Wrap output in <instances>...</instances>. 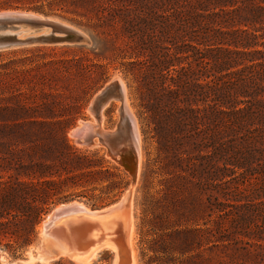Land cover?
Instances as JSON below:
<instances>
[{"label":"trees","instance_id":"1","mask_svg":"<svg viewBox=\"0 0 264 264\" xmlns=\"http://www.w3.org/2000/svg\"><path fill=\"white\" fill-rule=\"evenodd\" d=\"M7 9L95 18L93 29L130 40L137 61L126 63L127 72L143 67L159 149L198 180L218 217L204 230L196 224L176 231L174 248L184 255L205 235L208 245L227 242L228 221L242 235L245 256L264 249V0H0V10ZM75 62L94 72L81 58ZM62 115L28 102L0 106V239L31 244L52 206L86 197L102 175H116L101 169L98 153L70 144L73 124L58 120Z\"/></svg>","mask_w":264,"mask_h":264},{"label":"rangeland","instance_id":"2","mask_svg":"<svg viewBox=\"0 0 264 264\" xmlns=\"http://www.w3.org/2000/svg\"><path fill=\"white\" fill-rule=\"evenodd\" d=\"M44 16L75 27L88 41L82 44H34L0 51V106L28 102L30 106L47 105L56 114H64L63 118L58 120L66 119V123L73 124L67 131L70 144L82 152L98 153L94 160L97 162L99 158L104 159V165L101 167L103 171L108 170L117 175L114 170L117 168L122 176L119 178L116 175L104 174L98 178L100 180L95 185L86 190V197L69 198L66 202L52 206L49 212L42 216L35 234L30 236L31 244L23 247L24 238L19 239L18 243L0 239V264H46L37 261L36 256L43 246L44 227L41 225L53 209L68 203L82 204L90 211L103 209L119 203L131 187H134L132 216L135 264H192L188 261L189 258L197 255L199 258L195 264H264L263 248L256 251L253 249L252 256L243 254L245 245L239 242L242 235H238L228 221L224 223L227 242L214 241V244L208 245V236L205 235L206 240L202 242L201 247H196L195 251H188L183 255L174 248L179 242L172 236L176 231L193 230L196 224L204 230L205 227L213 225L218 217L210 211L208 194L199 189L198 180L168 163L169 157L159 149L158 129L146 109V94L141 87L143 67L136 63L133 66L138 71L127 72L132 66L126 63L137 61L135 56L131 58L133 51L130 40L113 30L93 29L98 23L95 18L86 19L62 11ZM73 19L78 23L72 21ZM87 57L92 62L86 61ZM80 58L83 63L91 64L93 73L86 72L81 64L75 62ZM118 79L125 84L128 107L138 125L141 160L137 175L133 170L128 171L122 163L121 152L127 153L129 157L132 155L134 160V155L127 147L112 152L98 139L97 144L85 146L84 141H77L71 136L80 123L95 122L90 110L94 98L107 85ZM119 109L113 101L105 109L102 124L106 130L116 129L120 123ZM0 151L1 156L4 149ZM193 156L195 154L190 153L185 159ZM2 163L0 159V166ZM133 164L135 166L134 161ZM114 183L119 186L114 187ZM64 192L68 195L73 190L67 192L65 189ZM216 236L219 235L216 233ZM120 262L134 264L132 260L121 261L110 250L99 253L90 264ZM47 264L77 263L60 257Z\"/></svg>","mask_w":264,"mask_h":264},{"label":"bare ground","instance_id":"3","mask_svg":"<svg viewBox=\"0 0 264 264\" xmlns=\"http://www.w3.org/2000/svg\"><path fill=\"white\" fill-rule=\"evenodd\" d=\"M32 18L46 20L39 15L32 16ZM52 21L63 28L72 29L81 35L80 37L87 38L78 29L69 24L57 20ZM113 83L116 85L115 87H118V93L110 91L107 97L100 98L105 89L112 88ZM112 101L120 107L121 121L123 120L126 124L125 118L127 116L129 118L130 129L128 124L125 125L123 129L124 138L117 136V128L106 130L102 124L103 113L111 105ZM90 110L95 122L80 123L79 127L72 131L71 136L77 141H84V144L90 143L89 146H92L93 143L97 144L98 140L102 144L107 145L106 138H114L117 148L109 147L110 150L118 152L124 147L130 149L134 155V162L135 159L137 162L133 167L135 168L134 174L137 175L141 160V142L137 121L128 107L126 87L122 80H115L100 91L94 98ZM133 188L131 187L127 195L110 209L90 211L82 204L71 203L73 216L65 218L60 215L61 207L56 208V211L49 215L41 225L44 227L43 230L41 228L43 246L42 250H38L37 261L47 264L49 261L66 257L77 264H90L98 257L99 253L110 250L121 261L123 259L132 260L135 264V251L133 250L134 220L132 216ZM120 264L122 263L120 262Z\"/></svg>","mask_w":264,"mask_h":264},{"label":"water","instance_id":"4","mask_svg":"<svg viewBox=\"0 0 264 264\" xmlns=\"http://www.w3.org/2000/svg\"><path fill=\"white\" fill-rule=\"evenodd\" d=\"M39 15L46 20H40L32 18V16ZM29 16V17H24ZM81 32V31H80ZM79 32V33H80ZM82 33V32H81ZM80 33V34H81ZM78 33L69 28H63L62 26L57 25L51 18L39 14L33 11H24V10H2L0 11V51L11 49L14 47L29 46L34 44H82L87 42L88 39L85 37H80ZM112 88H107L103 91L100 98L107 97L110 91L118 93V87H115L114 83ZM113 89V90H112ZM123 95V93H122ZM124 98V97H123ZM123 101V100H122ZM126 124L122 120L117 125L118 137H123V129L125 125L128 124L130 129V123L128 116L125 118ZM127 129V128H126ZM131 132V131H130ZM124 138V137H123ZM106 144L108 147L117 148L114 138H106ZM89 146L90 143L83 144ZM121 154L122 163L125 168L129 171L133 170V158L132 155L129 157L127 153ZM138 159V152H137ZM130 161V162H129ZM135 159V164H136ZM71 203L62 204L60 215L65 218L73 216L71 211ZM114 205V204H113ZM113 205L92 211H101L105 209H110ZM56 211V208L53 209L49 214L52 215Z\"/></svg>","mask_w":264,"mask_h":264}]
</instances>
